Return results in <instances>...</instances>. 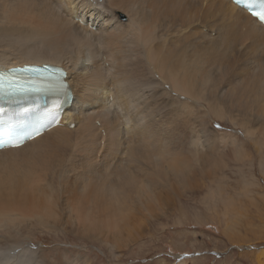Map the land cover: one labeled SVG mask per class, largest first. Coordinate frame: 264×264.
<instances>
[{
	"label": "bare ground",
	"instance_id": "bare-ground-1",
	"mask_svg": "<svg viewBox=\"0 0 264 264\" xmlns=\"http://www.w3.org/2000/svg\"><path fill=\"white\" fill-rule=\"evenodd\" d=\"M32 64L64 69L59 85H66L54 90L72 100L62 126L0 151V229L17 234L0 236V264L46 262L40 246L12 241L27 222L72 223L79 234L117 246L127 225L133 241L149 225L147 211L164 208L159 191L167 189L168 199L189 184L193 162L215 176L222 143L233 144L235 160L249 158L236 138L223 141L208 128L206 117L226 111L264 146V26L231 0H0V71ZM162 159L166 171L155 165ZM111 164L122 170L110 174ZM78 190L79 209L92 202L99 214H79L65 200ZM255 252L264 264V249Z\"/></svg>",
	"mask_w": 264,
	"mask_h": 264
},
{
	"label": "rangeland",
	"instance_id": "rangeland-1",
	"mask_svg": "<svg viewBox=\"0 0 264 264\" xmlns=\"http://www.w3.org/2000/svg\"><path fill=\"white\" fill-rule=\"evenodd\" d=\"M151 8L152 6H149V10H152ZM119 20L126 22L127 18L120 15ZM228 59H231V55ZM226 84L227 81L224 86ZM169 94L172 95L171 92ZM226 99L224 98L225 105L231 106L234 99ZM114 112L116 113L115 110ZM228 115L229 113L225 111L223 113L225 118L206 117V126L211 128L212 125L214 133L219 135L223 141L236 138L237 150L245 153L243 156H248L249 158H246L249 160H235L231 152L234 148L233 144H226V146L222 143L224 150L217 156L221 165L223 163V167L214 174V178L200 173L207 172V169L209 171V166L204 165V168L202 164L193 162L187 185L190 188L183 187L185 189L180 190L182 191L180 195L172 190L168 199L165 198L167 189L159 191L161 195L158 194V198L163 197L162 205L168 210L166 212L164 208L157 207L156 211H147L149 215L152 214L149 225L144 224L142 230H137L138 240L136 238L132 241V238H125L127 225H123L120 229L123 232L121 236L124 238L123 243L117 246L111 244L113 242L107 244L100 238L92 239V237L79 234L73 230L75 224L72 223H68L66 227L55 228L54 222L35 226L27 222L24 224L22 236H16L12 241L21 243L22 240L24 245H36L35 248L37 245L40 246L39 250L44 251L46 258L44 264H174L179 256L185 254L187 256L178 264H259L258 254L255 251L264 249V146H261L259 133H246L242 126L243 121L238 119L235 124L230 122V115ZM252 119H254L253 116ZM171 135L169 130L167 138H172ZM254 138L257 139L256 143L259 142L258 146L255 145ZM175 143L180 144L178 139H175ZM158 149L160 148L156 150ZM220 155L222 156L219 157ZM0 163L1 170L3 162L0 160ZM155 165L163 171L167 170V163L163 159ZM115 166V164L108 166L110 174L122 170L121 167L116 168ZM193 168H196L195 172ZM191 174L196 176H191ZM109 175L104 174L101 178L104 179ZM135 177L145 180L142 172L137 173ZM100 182L101 180L95 179L92 184L98 186ZM177 184L176 186L179 187ZM160 189L159 187L157 190ZM212 190L215 191L212 192ZM209 193L214 195L210 196ZM81 196V191L78 190L75 194L64 198L76 207L79 214L83 212L86 214L88 210L90 211L87 214H99L92 202L87 201L91 206L90 209V206L79 209ZM130 196L132 200L135 197L134 193H130ZM58 202L62 207L63 198ZM55 208L57 211L58 205ZM158 208L164 212L161 213L159 210L158 212ZM233 209L238 214L234 215ZM137 211L140 212V210ZM143 213L147 215L146 211L141 214ZM13 231V229H0V236L17 235ZM109 239L114 240L112 236Z\"/></svg>",
	"mask_w": 264,
	"mask_h": 264
},
{
	"label": "snow or ice",
	"instance_id": "snow-or-ice-1",
	"mask_svg": "<svg viewBox=\"0 0 264 264\" xmlns=\"http://www.w3.org/2000/svg\"><path fill=\"white\" fill-rule=\"evenodd\" d=\"M257 16L261 21H264V12L258 13ZM30 70L35 71V69H23V71H30ZM13 71H15V70H13ZM7 80H8L7 76L0 75V91L5 90V81H7ZM59 86L63 87V84H60ZM9 87L11 88V90L13 92H25V91H36V90H38L35 88H30V87H26L23 85H16V84H10ZM3 143H4L3 141H0V144H3ZM21 144H22V138L21 137H17V138H14V139L8 141L9 147H20Z\"/></svg>",
	"mask_w": 264,
	"mask_h": 264
},
{
	"label": "water",
	"instance_id": "water-1",
	"mask_svg": "<svg viewBox=\"0 0 264 264\" xmlns=\"http://www.w3.org/2000/svg\"><path fill=\"white\" fill-rule=\"evenodd\" d=\"M186 256H187V254L179 256L177 262H175L174 264H178V263H179L182 259H184Z\"/></svg>",
	"mask_w": 264,
	"mask_h": 264
}]
</instances>
